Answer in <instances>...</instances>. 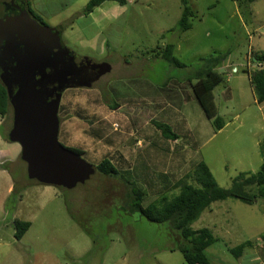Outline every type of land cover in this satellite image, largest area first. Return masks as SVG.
<instances>
[{
  "label": "rangeland",
  "instance_id": "1",
  "mask_svg": "<svg viewBox=\"0 0 264 264\" xmlns=\"http://www.w3.org/2000/svg\"><path fill=\"white\" fill-rule=\"evenodd\" d=\"M26 1L45 26L61 27L65 48L110 66L90 88L64 91L58 142L93 166L109 158L119 177L95 172L70 190L40 185L27 179L20 146L4 136L0 264H186L178 231L123 208L126 181L143 192L147 206L175 196L180 181L194 185L199 162L221 188L259 170L264 103H256L248 73L257 68L253 57L264 54V0L250 9L240 8L241 0H187L195 17L183 33L176 31L180 0H127L125 7L107 0L90 16L82 15L87 0ZM167 44H176L174 56L185 68L155 56ZM225 53L222 81L213 90L224 127L215 131L190 84L199 58ZM12 118V109L0 118L6 134ZM152 121L171 126L179 139H163ZM15 220L30 223L20 240ZM203 228L215 239L205 251L211 264H264V200L214 202L191 224ZM245 243L235 256L232 249Z\"/></svg>",
  "mask_w": 264,
  "mask_h": 264
},
{
  "label": "water",
  "instance_id": "2",
  "mask_svg": "<svg viewBox=\"0 0 264 264\" xmlns=\"http://www.w3.org/2000/svg\"><path fill=\"white\" fill-rule=\"evenodd\" d=\"M109 71L65 48L60 27L35 21L22 0H0V80L13 114L7 137L20 146L28 180L70 190L94 175L92 164L58 142V111L64 91L90 88Z\"/></svg>",
  "mask_w": 264,
  "mask_h": 264
},
{
  "label": "trees",
  "instance_id": "3",
  "mask_svg": "<svg viewBox=\"0 0 264 264\" xmlns=\"http://www.w3.org/2000/svg\"><path fill=\"white\" fill-rule=\"evenodd\" d=\"M105 1L107 0H87L82 10V15L89 16ZM116 1L120 6L126 4L125 0ZM256 1L258 0H241L239 6L247 9ZM22 2L25 4L28 14L35 21L44 25L42 20L32 11L29 1L22 0ZM180 4L181 15L177 21L176 31L183 33L191 29L190 22L195 15L188 6L187 0H180ZM226 55L227 53L199 58L193 75L195 82L190 84L196 102L204 116L212 122V127L215 131H220L224 127V121L218 116L214 104L213 90L222 81V74L218 73V71L222 70ZM155 56L164 60L170 67L185 68L186 66L174 56V47L171 44H167L161 49L157 48ZM252 63L257 65V68L248 73V76L254 99L257 104H261L264 102V54H256L252 59ZM10 109L11 105L7 89L0 80V118H4ZM152 124L160 132L163 139L169 141L178 139L171 126L155 121H152ZM73 151L79 155L81 154L78 150ZM94 167L98 174L107 177H119L117 168L109 158L103 159ZM188 178L190 177L188 176ZM192 178L194 185L180 181L176 185L178 193L175 196L168 198V196L163 195L147 206L142 204L143 192L134 183L126 181L129 193L126 201L122 204L123 208L130 213L138 212L153 223H168L173 229L178 231L182 241L185 243V245L178 248V251L186 264H211L205 251L215 242V239L208 229L192 230L191 224L198 220L202 212L208 209L212 203L217 201L232 198L246 205H253L257 200H264V161L256 173H240L232 180L229 188L219 187L209 168L203 162L196 164ZM13 227L15 230L14 238L20 240L29 229L30 223L15 220ZM246 244L248 243L233 248L232 253L239 257Z\"/></svg>",
  "mask_w": 264,
  "mask_h": 264
},
{
  "label": "crops",
  "instance_id": "4",
  "mask_svg": "<svg viewBox=\"0 0 264 264\" xmlns=\"http://www.w3.org/2000/svg\"><path fill=\"white\" fill-rule=\"evenodd\" d=\"M125 1H126V4H127L128 1H127V0H125ZM126 4H125V5H126ZM100 7H101V6H100ZM100 7H99V8H100ZM121 7H125V6L123 5V6H121ZM249 9H250V7H249ZM92 13H93V12H92ZM92 13H91L90 15H92ZM250 13H251V12H250ZM90 15H89V16H90ZM250 16H251V18H252V13L250 14ZM252 21H253V19H250L249 22H252ZM177 32H178V31H177ZM178 33H179V32H178ZM178 41H179V40H178ZM171 45H173V47H174V53H175V50H176L177 46H176V44H171ZM263 103H264V102H263ZM263 103H261V104H263ZM261 104H260V105H261ZM202 113H203V112H202ZM58 119H59V118H58ZM0 125H1V126H0V131H1L0 139L3 140V139H4V136H6V135H8V134L4 133V125H3L2 121L0 122ZM178 139H179V138H178ZM176 140H177V139H176ZM176 140H174V141H176ZM13 151H14V150H13ZM9 153H10V152H9L8 150H5V154H6V155H8ZM6 155H5V156H6ZM19 157H20V155H19Z\"/></svg>",
  "mask_w": 264,
  "mask_h": 264
},
{
  "label": "flooded vegetation",
  "instance_id": "5",
  "mask_svg": "<svg viewBox=\"0 0 264 264\" xmlns=\"http://www.w3.org/2000/svg\"><path fill=\"white\" fill-rule=\"evenodd\" d=\"M97 63V62H96ZM101 63H103V62H101ZM59 109H60V106H59Z\"/></svg>",
  "mask_w": 264,
  "mask_h": 264
},
{
  "label": "built area",
  "instance_id": "6",
  "mask_svg": "<svg viewBox=\"0 0 264 264\" xmlns=\"http://www.w3.org/2000/svg\"><path fill=\"white\" fill-rule=\"evenodd\" d=\"M257 66V65H256ZM259 66V65H258Z\"/></svg>",
  "mask_w": 264,
  "mask_h": 264
}]
</instances>
